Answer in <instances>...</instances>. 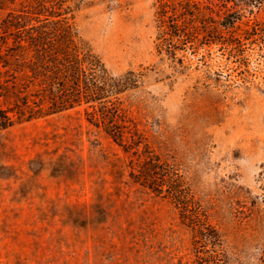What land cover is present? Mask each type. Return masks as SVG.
<instances>
[{
    "label": "rangeland",
    "instance_id": "rangeland-1",
    "mask_svg": "<svg viewBox=\"0 0 264 264\" xmlns=\"http://www.w3.org/2000/svg\"><path fill=\"white\" fill-rule=\"evenodd\" d=\"M42 1L0 2V35L11 11L50 16ZM194 1L198 39L173 59L158 0H46L139 82L120 94L122 143L86 105L0 132V264H264V0ZM153 154L181 175L184 204L134 177Z\"/></svg>",
    "mask_w": 264,
    "mask_h": 264
},
{
    "label": "trees",
    "instance_id": "trees-1",
    "mask_svg": "<svg viewBox=\"0 0 264 264\" xmlns=\"http://www.w3.org/2000/svg\"><path fill=\"white\" fill-rule=\"evenodd\" d=\"M6 1L0 0L1 6ZM50 2L53 9H61L59 0ZM37 5L39 11H50V16L36 18L32 16L35 12L23 10L22 14L11 11L4 19L5 34L0 35V132L23 120L86 105L90 120L116 141L124 142L128 125L120 94L137 86L139 75L129 71L114 76L63 13L50 10L46 0ZM199 14L194 0H158L160 51L177 59L179 49L195 43ZM133 175L157 193L165 192L176 203L182 201L178 190L181 175L159 156L151 155ZM186 206L183 217L196 236L216 244V229L205 220H194V215L186 213Z\"/></svg>",
    "mask_w": 264,
    "mask_h": 264
}]
</instances>
